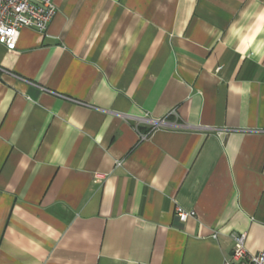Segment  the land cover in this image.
I'll list each match as a JSON object with an SVG mask.
<instances>
[{
    "label": "crops",
    "instance_id": "0c3cea01",
    "mask_svg": "<svg viewBox=\"0 0 264 264\" xmlns=\"http://www.w3.org/2000/svg\"><path fill=\"white\" fill-rule=\"evenodd\" d=\"M52 2L0 44V264L264 249V0ZM144 113L187 128L139 139Z\"/></svg>",
    "mask_w": 264,
    "mask_h": 264
},
{
    "label": "built area",
    "instance_id": "2783aa9c",
    "mask_svg": "<svg viewBox=\"0 0 264 264\" xmlns=\"http://www.w3.org/2000/svg\"><path fill=\"white\" fill-rule=\"evenodd\" d=\"M56 10L52 0H0V44L4 45L8 51L13 50L20 29L23 27L35 29L40 33L46 32ZM0 70L3 71L1 68ZM140 125L146 126L148 130L145 133L139 131ZM135 128L139 139H146L156 130L186 129L187 127L166 117L154 119L148 113H144L136 117ZM119 164L118 161L117 165ZM174 214L178 220L185 221L194 215V211H186L176 206ZM231 238L233 241L231 255L224 260L223 264H264V249L257 252L246 249V232L231 233Z\"/></svg>",
    "mask_w": 264,
    "mask_h": 264
}]
</instances>
